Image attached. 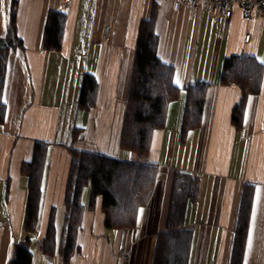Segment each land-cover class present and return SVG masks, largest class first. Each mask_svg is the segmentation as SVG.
Here are the masks:
<instances>
[{
	"label": "crops",
	"instance_id": "1",
	"mask_svg": "<svg viewBox=\"0 0 264 264\" xmlns=\"http://www.w3.org/2000/svg\"><path fill=\"white\" fill-rule=\"evenodd\" d=\"M13 2L21 47L8 52L1 95L0 264H8L14 245L34 234L23 232L27 179L20 167L31 160L36 142L50 144L37 242L44 239L51 213L57 240L61 237L68 149L123 161L136 158L120 148L119 137L139 28L151 16L157 57L173 69V84L182 90L171 111L168 107L164 127L153 132L143 160L157 167L151 197L139 208L135 226L124 230L104 227L97 199L94 209L83 213L71 259L64 263L57 252L59 259H36L33 264H152L176 171L199 178L197 200L185 213L184 225L192 231L188 264H230L246 183L254 185V193L241 264H264V72L259 94L246 99L238 130L230 118L240 90L218 83L227 57H251L264 67V11L246 21L234 5L232 17L215 24L204 6L195 12L176 11L175 0H0V39L6 37ZM53 14L63 17L61 44L46 49V27ZM86 74L97 84L95 103L87 111L77 106ZM197 82L209 84L201 123L180 142L183 89ZM87 201L84 191V206Z\"/></svg>",
	"mask_w": 264,
	"mask_h": 264
},
{
	"label": "trees",
	"instance_id": "2",
	"mask_svg": "<svg viewBox=\"0 0 264 264\" xmlns=\"http://www.w3.org/2000/svg\"><path fill=\"white\" fill-rule=\"evenodd\" d=\"M52 16V15H51ZM53 14L44 38L46 49H58L61 44L63 17ZM21 47L16 32V3L9 11L7 34L0 39V125L5 116L1 101L8 52ZM157 36L154 17L140 25L136 52L128 88L119 146L135 159L123 161L96 151L68 149L69 170L64 192V228L58 252L66 263L77 251V234L85 209L92 210L100 199L103 225L109 230L131 229L135 226L139 208L146 205L154 189L157 167L144 162L150 150L153 132L164 127L168 107L179 100L182 90L173 84V69L157 57ZM264 67L256 59L230 56L223 60L218 83L236 86L241 93L231 112V125L238 130L242 124L246 99L256 96L261 89ZM209 84L197 82L183 89L179 141L201 123ZM97 84L91 75H84L77 101L78 108L89 110L95 103ZM78 135H73L76 138ZM49 143L36 142L29 162L20 172L27 179L23 232L35 233L41 200V183ZM88 192L87 205L82 194ZM199 192V178L176 171L170 185L165 229L156 235L152 264H188L192 231L184 225L188 204L195 203ZM254 185L242 186L230 264H241ZM55 215L51 213L44 239L39 242L41 253L47 257L57 250ZM29 239L13 247L8 264H32L28 250Z\"/></svg>",
	"mask_w": 264,
	"mask_h": 264
},
{
	"label": "built area",
	"instance_id": "3",
	"mask_svg": "<svg viewBox=\"0 0 264 264\" xmlns=\"http://www.w3.org/2000/svg\"><path fill=\"white\" fill-rule=\"evenodd\" d=\"M63 2L69 3L70 0H63ZM234 5L240 6L242 17L246 21H250L255 12L264 11V0H175L176 11L188 8L195 12L204 6L207 8L209 16L215 24L229 20L232 17V8ZM0 231H2L1 224Z\"/></svg>",
	"mask_w": 264,
	"mask_h": 264
},
{
	"label": "rangeland",
	"instance_id": "4",
	"mask_svg": "<svg viewBox=\"0 0 264 264\" xmlns=\"http://www.w3.org/2000/svg\"><path fill=\"white\" fill-rule=\"evenodd\" d=\"M169 110L171 111V104L169 105ZM170 114H171V112L169 113V115ZM156 178H157V176H156ZM38 233L39 232L36 231L32 236L31 235L30 236H26L24 234V236L30 238L27 247H28L29 252L31 253L32 264L34 262H36V259H59V256L57 254V252H58V245H59V242H60V239H61V237H60V239L57 240V235H59V232L56 233V231H55V233H56V242H57V250H56L55 255L52 256V257H47V256H45V255H43L41 253V251L39 249V242H37V238H38L37 235H38ZM27 235H29V234H27ZM60 235H61V233H60ZM49 261L51 263V260H49Z\"/></svg>",
	"mask_w": 264,
	"mask_h": 264
},
{
	"label": "snow or ice",
	"instance_id": "5",
	"mask_svg": "<svg viewBox=\"0 0 264 264\" xmlns=\"http://www.w3.org/2000/svg\"><path fill=\"white\" fill-rule=\"evenodd\" d=\"M176 82H177V84H179V80H177Z\"/></svg>",
	"mask_w": 264,
	"mask_h": 264
}]
</instances>
